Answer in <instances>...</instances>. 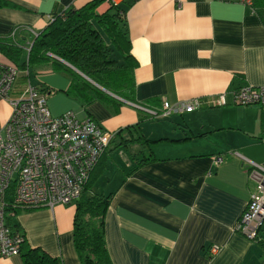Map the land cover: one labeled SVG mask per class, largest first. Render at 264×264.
<instances>
[{"label":"crops","instance_id":"crops-1","mask_svg":"<svg viewBox=\"0 0 264 264\" xmlns=\"http://www.w3.org/2000/svg\"><path fill=\"white\" fill-rule=\"evenodd\" d=\"M7 1L0 7V41L22 50L20 62L50 17L92 0ZM257 1L113 0L126 7L134 103L68 93L70 76L53 73L51 64L17 66L9 99L0 96V131L9 101L30 85L47 91L52 115L71 111L115 133L92 173V189L110 194L104 238L112 264H264V221L258 241L234 229L255 186L248 165L264 167V105L232 103L238 88L264 85V4ZM111 5L102 0L96 12ZM0 61L15 64L1 51ZM220 94L227 104L213 105ZM194 99L201 105L190 112L149 114L163 101ZM217 155L223 162H214ZM74 213L75 202L18 210L10 221L31 247L62 264H81ZM212 245L219 247L214 255ZM0 264L24 263L14 254L0 255Z\"/></svg>","mask_w":264,"mask_h":264},{"label":"built area","instance_id":"built-area-1","mask_svg":"<svg viewBox=\"0 0 264 264\" xmlns=\"http://www.w3.org/2000/svg\"><path fill=\"white\" fill-rule=\"evenodd\" d=\"M109 1L114 4L113 0ZM243 2L252 4V0ZM53 19L54 16L50 17L49 22ZM31 44L26 48L27 54ZM18 73L16 65L0 61L1 97L9 99ZM47 96L46 90L28 85L18 98L9 101L11 112L0 131L1 256L19 254L23 240L5 224V197L10 186H13L11 207L17 210L74 203L115 136L90 117L78 119L71 111L52 115L47 107ZM212 103L223 106L227 101L224 94H220ZM232 103L264 105V85L238 88L233 92ZM200 105L198 99L174 105L163 101L159 111L150 110L149 114L165 117L190 112ZM223 160V155H217L214 162L219 164ZM247 174L255 181V186L234 229L247 239L258 241L264 221V167L251 163ZM218 249L212 245L209 253L214 255Z\"/></svg>","mask_w":264,"mask_h":264},{"label":"trees","instance_id":"trees-1","mask_svg":"<svg viewBox=\"0 0 264 264\" xmlns=\"http://www.w3.org/2000/svg\"><path fill=\"white\" fill-rule=\"evenodd\" d=\"M101 1L92 0L80 8H67L56 14L33 38L26 61L19 62L22 50L15 45L0 41V51L14 61V65L22 68L51 64L55 69L68 73L71 81L68 93L83 97L86 101L99 98L118 103V99L99 88L101 87L120 99L134 103L132 95L135 63L130 54L126 7L119 3L113 4L106 12L98 14L96 7ZM258 3L264 4V0L253 4L256 6ZM9 5V1L0 0V7ZM87 88L91 92L85 94L83 91ZM144 140L146 141L145 138ZM95 168L75 202L73 244L81 264H112L104 238V215L110 194L92 189V182L95 180L92 173ZM12 191L11 185L5 197V224L23 238L19 247L23 263L62 264L60 259L41 248L31 247L18 224L10 221L11 216L18 211L11 207Z\"/></svg>","mask_w":264,"mask_h":264},{"label":"rangeland","instance_id":"rangeland-1","mask_svg":"<svg viewBox=\"0 0 264 264\" xmlns=\"http://www.w3.org/2000/svg\"><path fill=\"white\" fill-rule=\"evenodd\" d=\"M30 72L32 73L31 74V77L33 76V78H36L37 76H34L35 75V73H36V71H35V69H33V68H31L30 69ZM52 72L53 73H62V75H65V77L67 78V79H69V74L68 73H66V72H61V71H58V70H54V69H52ZM101 181V180H100ZM100 181H99V183H100Z\"/></svg>","mask_w":264,"mask_h":264},{"label":"water","instance_id":"water-1","mask_svg":"<svg viewBox=\"0 0 264 264\" xmlns=\"http://www.w3.org/2000/svg\"><path fill=\"white\" fill-rule=\"evenodd\" d=\"M66 65H68L70 68H72L73 70H75L72 66H70L69 64H67V63H65ZM75 71H77V70H75ZM78 72V71H77ZM79 74H81L80 72H78ZM85 79H87L88 81H90L91 83H93L90 79H88L86 76H84L83 74H81ZM94 85H96V84H94ZM97 86V85H96ZM97 87H99V86H97ZM100 89H102L103 91H105L106 93H108V94H110L111 96H113V97H116V98H118L117 96H115V95H113L112 93H110V92H108L107 90H105V89H103V88H101V87H99Z\"/></svg>","mask_w":264,"mask_h":264}]
</instances>
